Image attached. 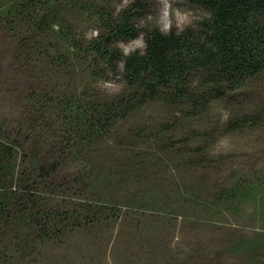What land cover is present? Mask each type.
I'll return each instance as SVG.
<instances>
[{
    "label": "trees",
    "instance_id": "trees-1",
    "mask_svg": "<svg viewBox=\"0 0 264 264\" xmlns=\"http://www.w3.org/2000/svg\"><path fill=\"white\" fill-rule=\"evenodd\" d=\"M188 1L207 16L196 25L164 31L140 24L153 0L121 5L116 0H1L0 30L11 33L14 56L29 70L40 62L50 71L66 72L68 80L59 90L29 91L27 110L18 119L0 120V264L16 255L29 257L43 242L60 241L77 228L95 226L103 215L117 214V202L104 197L103 189L115 193L138 181L139 173L149 177L155 163H146L142 152L170 131L173 121L200 119L216 102L237 100L241 89L264 73V0ZM91 29L99 34L90 36ZM141 33L144 49L125 53L121 44ZM74 72L89 75L73 84ZM109 75L121 77L123 91L111 96L97 91L95 80ZM152 103L170 115L160 127L133 123L119 138L121 123ZM261 108L232 116L224 131L255 127L264 120V102ZM124 140L139 147L131 167L116 162L121 154L113 149ZM107 144L111 148L101 149ZM69 163L74 165L67 170ZM261 181L238 177L216 190L212 201L224 208L243 205L264 191V177ZM194 191L187 199L181 196L184 209L204 202ZM155 198L170 206L168 197ZM154 202L132 197L126 206L144 210Z\"/></svg>",
    "mask_w": 264,
    "mask_h": 264
},
{
    "label": "rangeland",
    "instance_id": "rangeland-1",
    "mask_svg": "<svg viewBox=\"0 0 264 264\" xmlns=\"http://www.w3.org/2000/svg\"><path fill=\"white\" fill-rule=\"evenodd\" d=\"M116 2L125 4V0ZM206 16L203 8L188 0H153L140 24L144 29L167 31L196 25ZM8 34L0 30V120L18 119L27 110L29 91L45 88L49 92L53 86L59 90L68 80L66 72L50 71L40 62L29 70V65L14 56ZM121 47L124 51L127 47V53L143 50V33ZM73 74V84L89 75ZM109 84L118 88H110ZM94 85L102 95L109 96L124 89L118 75L99 77ZM241 90L237 100L216 102L200 119L173 121L170 131L142 152L146 163H155L149 177L139 173L138 181L115 189V193L104 188V197L117 202V214L103 215L95 226L77 228L60 241L43 242L29 257L16 255L3 264H264V191L259 190L243 205L237 202L233 208L212 201L216 190L231 185L238 177L259 183L264 177V120L245 130L224 131L232 116L263 109L264 73ZM165 111L152 103L135 119L121 123L119 138L133 123L141 126L147 121L160 127L161 121L170 116ZM166 142L173 143V147L166 149ZM124 143L113 149L121 154L116 162L122 164L124 160L122 165L131 167L130 158L139 147L131 145L132 141ZM69 165L74 163L66 164L67 170ZM128 176L134 179L135 175L130 172ZM190 187L195 188L198 201L204 202L184 209L181 202L184 196L190 197ZM153 195L160 201L168 197L170 206L160 205ZM148 196L155 199L151 206L127 209V199Z\"/></svg>",
    "mask_w": 264,
    "mask_h": 264
},
{
    "label": "clouds",
    "instance_id": "clouds-1",
    "mask_svg": "<svg viewBox=\"0 0 264 264\" xmlns=\"http://www.w3.org/2000/svg\"><path fill=\"white\" fill-rule=\"evenodd\" d=\"M125 3H127V0H125ZM99 33H98V30H95V31H93L92 33H90L89 35L91 36V35H98ZM141 41L139 40V39H137V41H136V43L137 44H139ZM127 51H128V48L127 47H125V52L127 53ZM108 87H110V88H118V86H116V85H111V84H109V85H107Z\"/></svg>",
    "mask_w": 264,
    "mask_h": 264
},
{
    "label": "bare ground",
    "instance_id": "bare-ground-1",
    "mask_svg": "<svg viewBox=\"0 0 264 264\" xmlns=\"http://www.w3.org/2000/svg\"><path fill=\"white\" fill-rule=\"evenodd\" d=\"M214 255V254H213Z\"/></svg>",
    "mask_w": 264,
    "mask_h": 264
}]
</instances>
